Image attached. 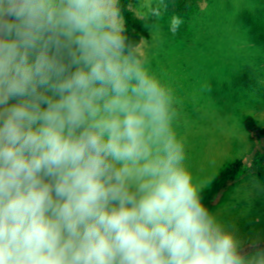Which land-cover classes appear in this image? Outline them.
<instances>
[{"label":"clouds","instance_id":"clouds-1","mask_svg":"<svg viewBox=\"0 0 264 264\" xmlns=\"http://www.w3.org/2000/svg\"><path fill=\"white\" fill-rule=\"evenodd\" d=\"M146 65L120 0H0V264H264L203 203Z\"/></svg>","mask_w":264,"mask_h":264},{"label":"rangeland","instance_id":"rangeland-1","mask_svg":"<svg viewBox=\"0 0 264 264\" xmlns=\"http://www.w3.org/2000/svg\"><path fill=\"white\" fill-rule=\"evenodd\" d=\"M160 0H131L150 38L137 50L148 69L177 98L175 131L185 145L187 164L204 188L236 160L245 174L213 213L234 225L245 240H264V155L249 139L244 119L264 128V0H198L178 14L166 9L159 20L146 15ZM172 15L184 23L169 31Z\"/></svg>","mask_w":264,"mask_h":264},{"label":"trees","instance_id":"trees-1","mask_svg":"<svg viewBox=\"0 0 264 264\" xmlns=\"http://www.w3.org/2000/svg\"><path fill=\"white\" fill-rule=\"evenodd\" d=\"M198 0H164L167 10L174 13L183 14L195 7ZM123 6V18L126 35L129 41L138 48L144 39L150 38L147 23L136 17L131 9V0H120ZM264 81V80H263ZM244 128L251 141L258 143L262 147V153L257 159L264 155V128H261L253 117L244 119ZM261 161L264 162V159ZM245 165L243 160H236L225 167L211 182L209 186L202 190V200L205 206L214 211L218 203L229 193L232 186L244 176ZM261 246H264V240Z\"/></svg>","mask_w":264,"mask_h":264}]
</instances>
